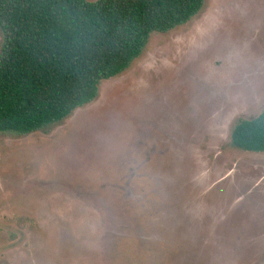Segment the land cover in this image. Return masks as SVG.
Listing matches in <instances>:
<instances>
[{
	"label": "rangeland",
	"instance_id": "rangeland-1",
	"mask_svg": "<svg viewBox=\"0 0 264 264\" xmlns=\"http://www.w3.org/2000/svg\"><path fill=\"white\" fill-rule=\"evenodd\" d=\"M263 110L264 0H205L51 133H0V264H264V154L230 142Z\"/></svg>",
	"mask_w": 264,
	"mask_h": 264
},
{
	"label": "trees",
	"instance_id": "trees-1",
	"mask_svg": "<svg viewBox=\"0 0 264 264\" xmlns=\"http://www.w3.org/2000/svg\"><path fill=\"white\" fill-rule=\"evenodd\" d=\"M205 0H0V133L49 134L127 71L154 33L167 34ZM232 147L264 154V110L231 128Z\"/></svg>",
	"mask_w": 264,
	"mask_h": 264
}]
</instances>
